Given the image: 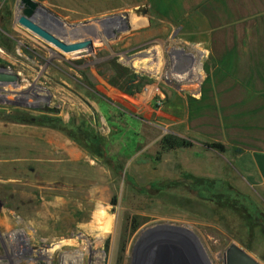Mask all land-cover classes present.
I'll list each match as a JSON object with an SVG mask.
<instances>
[{"label": "rangeland", "instance_id": "1", "mask_svg": "<svg viewBox=\"0 0 264 264\" xmlns=\"http://www.w3.org/2000/svg\"><path fill=\"white\" fill-rule=\"evenodd\" d=\"M36 1L53 13L36 24L93 48L62 51L19 24L21 0H0V73L19 77L0 85L38 93L0 91V264H225L233 243L264 264V192L208 147L209 105H189L217 64L204 18L245 16L248 56L264 0H236L243 15L192 0L169 16L149 0ZM167 135L193 147L163 152Z\"/></svg>", "mask_w": 264, "mask_h": 264}, {"label": "crops", "instance_id": "2", "mask_svg": "<svg viewBox=\"0 0 264 264\" xmlns=\"http://www.w3.org/2000/svg\"><path fill=\"white\" fill-rule=\"evenodd\" d=\"M204 20L205 26L200 33L205 35L201 37L205 43L213 42L217 34L230 31L234 25L232 22L215 25L209 17ZM216 69L211 70L212 81L207 95V100H213L214 121L202 127L205 129L201 130L202 134L225 146L222 157L230 163L232 174L241 184L264 192V98L238 88L227 76L218 78ZM193 100H202V95Z\"/></svg>", "mask_w": 264, "mask_h": 264}, {"label": "trees", "instance_id": "3", "mask_svg": "<svg viewBox=\"0 0 264 264\" xmlns=\"http://www.w3.org/2000/svg\"><path fill=\"white\" fill-rule=\"evenodd\" d=\"M189 1L192 0H149V2L152 5L153 4L155 5L156 10L159 13H163L167 16L171 14L176 15L178 11L181 12V10L183 9L182 8L183 3ZM210 1L211 0H208L206 2L204 1L202 5H206L207 7ZM214 1H216L220 6H222V8H226L227 3H230L231 6L233 5V7L240 14L241 12H246L245 7L242 6L240 3H237L236 0H214ZM209 18L213 22V18L211 16H209ZM239 18L240 19H237L235 23L233 22V20L231 21L233 22L234 25L230 31L227 30L226 32L217 34L215 40L213 41V47H214L213 50L215 51L216 54L215 56L212 55V58L217 63L215 66L217 67L215 71V76H217L218 78L227 76L228 78L236 82L238 88L243 90L246 89L248 90V92H251L254 96L256 97L260 96L261 98L262 97L264 98V37H262V39L258 38L254 40V45L256 49L259 51L249 53L248 56H246L239 49L242 48V46L244 45V39L235 36L237 33V28L242 23L241 20H243L245 16H240ZM174 20H177V22H179L180 20H183V17L174 16ZM229 35H231L232 38ZM221 40H224L222 41V44H221ZM226 40H228L230 44L229 46L235 49L234 51L223 52L220 50L222 47H226L227 45ZM242 64H245V67H247V69L243 70L241 67ZM229 69L233 71H229ZM205 70L208 77L204 85V90H202V100L195 101L193 99L192 100L190 99L189 101L190 108H192L193 111H195L194 110L195 105L198 106L209 105V110L213 109V100H207V95L209 93L208 89L212 81L211 78L212 69L209 66H206ZM123 78H128V73H126V69L120 68L119 80L120 79L122 80ZM140 80L143 79L138 75H134L133 78H130L129 83H135V81H140ZM118 83L119 82H117L115 79L112 80V84L117 85ZM142 85H144V83H142L141 86ZM131 89L132 87L129 88V91ZM160 147L163 152H168L179 149H189L193 147V145L192 143L182 138L167 135L162 139ZM208 147L220 153H224L226 151L225 146H223L220 143H212L209 144Z\"/></svg>", "mask_w": 264, "mask_h": 264}, {"label": "water", "instance_id": "4", "mask_svg": "<svg viewBox=\"0 0 264 264\" xmlns=\"http://www.w3.org/2000/svg\"><path fill=\"white\" fill-rule=\"evenodd\" d=\"M23 5L22 7V16L19 18V24L23 27L29 29L34 34L38 35L42 39L53 43L55 46L60 48L62 51L66 53H71L75 51L83 50L84 47L79 44H67L63 40L55 37L49 31L36 24L34 18L40 12L52 13L46 6L36 0H21ZM136 13H140V11L146 15L148 10L144 7H141L139 10L135 9ZM126 17H129V14H125ZM114 16H110L107 19H112ZM95 21H101V19H97ZM93 42L92 40L88 42V46L84 49L92 50ZM19 77L17 75H6L0 73V82H11L18 81ZM225 264H262L256 258H254L251 254H249L244 248L240 247L238 244H231L224 254Z\"/></svg>", "mask_w": 264, "mask_h": 264}, {"label": "bare ground", "instance_id": "5", "mask_svg": "<svg viewBox=\"0 0 264 264\" xmlns=\"http://www.w3.org/2000/svg\"><path fill=\"white\" fill-rule=\"evenodd\" d=\"M72 33H69V36L71 35ZM66 35H68V34H66ZM67 44L69 43V44H71L69 41H65ZM75 42V41H74ZM80 45V44H79ZM81 46V45H80ZM82 46L84 47V49L87 47V45H86V43H84V44H82ZM83 49V50H84ZM142 62H144L145 63V61H142ZM153 69V68H152ZM192 82V81H191ZM20 89H23L22 87H20L19 85H16V84H12L11 86H9V85H0V91L1 90H4V91H6V92H8L9 94H10V96L11 97H13V98H15V99H23V100H26V99H29L28 97H31L30 95H31V92H33L35 95H38V93L36 92V91H32V89L31 90H29V91H21ZM19 90V91H18ZM3 92V91H2ZM8 93H6V94H8ZM12 93H16V95L15 94H12ZM8 94V95H9ZM33 94V95H34ZM35 95H34V97L33 98H35ZM6 96V95H5ZM3 98V97H2ZM64 213V212H63ZM12 240V239H11ZM85 248H83L82 250H84ZM68 257V259H70L71 260V254L69 255V256H67ZM67 260V259H66ZM69 262V261H68ZM72 262H75V261H73V260H71L69 263H67V264H70V263H72ZM65 264V263H64Z\"/></svg>", "mask_w": 264, "mask_h": 264}]
</instances>
